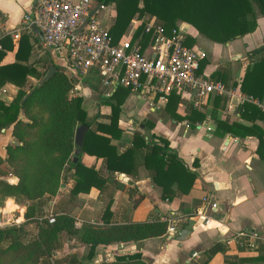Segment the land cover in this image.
Here are the masks:
<instances>
[{
    "label": "trees",
    "instance_id": "16d2710c",
    "mask_svg": "<svg viewBox=\"0 0 264 264\" xmlns=\"http://www.w3.org/2000/svg\"><path fill=\"white\" fill-rule=\"evenodd\" d=\"M36 1V0H35ZM103 4H114V22L109 28L113 43H118L126 36L131 21L137 17L154 18L169 32L179 22L190 24L198 34L215 43H226L232 39L252 32L256 26L255 8L264 15V0H97ZM138 27L135 36L142 34ZM150 35L142 34V47L148 43ZM195 37L188 35L187 43L193 44ZM39 38H30L21 33L15 51V61L0 64V84L9 81L19 88L11 102L5 104L0 100V128L12 125L11 133L14 144L5 146L3 161L9 171L18 177L17 183H9L0 178V195L12 197L19 205H25V221L0 229V264H50L53 251L61 247V233L75 237L87 247L86 258L91 259L95 248L113 243L138 242L146 238L160 237L166 233L165 220L152 219L141 222L109 223L106 216L110 214L109 206L101 217L103 225L82 223L74 225V217L66 211L54 213L53 223L37 213V200L44 195L59 193L62 181L69 173L73 185L69 196L75 197L80 192H88L92 187L102 190L107 177L80 161L82 153L101 157L109 172L137 175V169L143 165L154 170L153 182L161 189L163 200H172L177 193H188L197 173L188 169L177 153L169 146L164 137H156L150 130L153 122L146 120L143 128L137 127L130 144L123 150L111 141L119 139L124 128L119 124L121 106L126 97L134 90L130 87L117 86L104 96L101 78L96 69L86 73L70 74L52 59L49 50L39 46ZM37 45L38 48H34ZM12 49L9 35L0 38V61L6 51ZM38 49L43 54L30 57ZM256 59L247 66L240 83V90L246 95L264 100V45L247 51V56ZM208 62L203 59L200 71ZM55 66L56 71L41 86L36 87L46 70ZM29 76L35 79L29 80ZM210 79L223 82L226 86H235L230 82L228 67H219L209 76ZM81 80L91 92L97 93L98 103L105 102L110 113L105 116L108 122L97 121L101 115L97 112L89 116L83 107L82 96H71L76 82ZM164 110L172 118H186L195 126L206 119V114L186 106L185 116L177 113L180 97L171 91L165 95ZM226 98L215 97L214 106L223 108ZM241 116L255 119L261 115L258 107L250 102L242 105ZM23 117L19 118V114ZM214 112L212 117L215 119ZM216 132L220 135L231 133L239 137L256 135L259 142L257 151L264 158V131L254 124L245 126L237 122L215 119ZM78 125L86 127L76 161L73 160L75 129ZM142 129H146L148 138ZM158 140H155V139ZM1 160V159H0ZM196 165V160L194 161ZM13 204L9 199L6 207ZM34 223L36 231L28 228ZM217 252L225 253L220 242L212 243L203 251V258L191 264H207ZM228 264H243L244 259L225 258ZM94 264H150L143 257L141 250L114 253L109 260Z\"/></svg>",
    "mask_w": 264,
    "mask_h": 264
},
{
    "label": "crops",
    "instance_id": "0c3cea01",
    "mask_svg": "<svg viewBox=\"0 0 264 264\" xmlns=\"http://www.w3.org/2000/svg\"><path fill=\"white\" fill-rule=\"evenodd\" d=\"M34 4L35 0H0V38L3 35H9L10 30L21 27L23 17L33 11ZM108 9L102 11L100 20L110 28L115 14L114 9L111 14L108 13ZM255 18L257 26L252 32L226 43L207 40L193 27L191 28V36L196 38L194 43L204 50L206 54L204 59L208 60L201 72L209 77L217 68L228 67L230 82H235V86L226 87L233 88L236 95L232 97L214 95L208 104L199 110L206 114V119L202 123L192 126L186 118L176 120L170 117L164 110L166 98L161 101L158 94L142 89L131 92L146 101V107L139 113L134 114L125 106V101L131 97V94L126 97L121 106L119 124L124 131L119 139H113L111 142L117 145L119 150H123L130 144L132 134L137 129L134 125L138 124L143 128L145 121L150 120L153 122V128L150 131L157 138H166L169 146L177 153L184 165L197 173L188 193H177L172 200H163L160 187L152 180L154 170L140 165L135 176L117 171L109 172L103 158L84 152L80 157L81 163L107 177L106 186L102 190L92 187L88 192H80L75 197H70L68 194L74 181L68 173L61 183L58 194L44 195L37 200L36 214L43 216L49 210H55V213L66 211L78 220L80 225L82 223L103 225L101 217L107 205L110 211V214L106 216L109 223L141 222L147 219L164 220L166 217L184 215L187 218L182 222L181 231L174 236L165 233L163 236L146 238L138 242L99 245L95 248V254L91 259L85 257L86 245L62 232L61 247L50 256L55 257L58 264H94L111 259L114 253L133 252L137 249L141 250L143 257L150 264H191L202 259L203 251L214 242L222 243L225 253H215L207 264H228L225 261L227 258L225 255H231L228 259H244L243 264H264V238L254 248L241 247L235 239L237 233L251 230L257 231L264 237V158H261L257 151L259 140L256 135L239 137L228 132L220 135L216 132L215 123V119H221L245 126L254 124L264 131V112L260 106L250 102L262 113L253 120L246 119L241 116V105L244 102L237 95L238 93L246 95L241 92L240 83L247 66L251 65L257 57L255 55L249 58L247 51L264 45V15L257 8H255ZM131 30H134L133 21L128 32ZM21 33L29 34L31 39L38 37L39 46L49 50L54 62L65 66L67 71L63 58L42 44L38 31L32 28L30 31L22 29L20 35ZM11 40L12 49L6 51L0 64L15 61L14 54L18 40L14 41L12 38ZM139 42L141 44L142 40ZM146 45L147 43L143 48ZM34 48L38 46L34 45ZM41 54L43 52L39 49L37 53L34 51L30 61ZM70 74L74 73L70 72ZM29 80L35 81L31 76ZM18 88L9 81L0 84V100L8 104ZM114 89L104 86V96H109L110 91ZM72 93L83 97L84 108V103L87 104V100L95 94L79 79L72 88ZM218 96L226 98L223 108L214 106V99ZM260 102L264 104L263 99ZM190 103L189 100L180 98L177 113L185 116L186 106ZM96 105V99L90 101L87 105L88 109L85 108L88 115L92 116L98 112L101 117L97 121L108 122L105 116L110 113V107L108 106L107 111H96ZM212 112L215 119L212 117ZM151 113H154L156 118L151 117ZM160 114L163 118L159 117ZM18 117L22 118L23 115L20 113ZM209 124L215 126L210 135L205 133ZM11 129L12 125L0 128V178L9 183L12 182L9 181L7 173L12 172L8 170L3 159L6 155L5 146L16 142ZM142 133L146 134V129H142ZM145 138H148L147 134ZM157 138L155 140H158ZM17 181L18 177L13 184ZM9 199L13 204L6 207ZM25 211V205H19L12 197L0 195V212L12 213L18 222L22 223L25 221ZM33 224L29 223L28 227L36 231V228L35 230L31 228Z\"/></svg>",
    "mask_w": 264,
    "mask_h": 264
},
{
    "label": "built area",
    "instance_id": "2783aa9c",
    "mask_svg": "<svg viewBox=\"0 0 264 264\" xmlns=\"http://www.w3.org/2000/svg\"><path fill=\"white\" fill-rule=\"evenodd\" d=\"M106 8V4L96 0H36L33 11L23 17L21 27L10 30L9 35L16 41L22 29L30 31V25L34 24L42 44L63 58L69 73L84 74L96 69L101 84L110 89L120 85L132 90L142 89L158 94L161 101L173 91L198 110H202L214 95H236L233 88L210 79L199 70L206 54L197 44L187 43L190 24L179 22L167 32L154 18L137 17L132 19L134 30L113 43L109 28L100 20ZM138 27L142 28V34L150 35L144 48L139 42L142 34L134 39ZM237 95L241 101L252 102L264 112V104L258 98ZM7 175L10 182L17 180L15 174L9 172ZM43 216L53 223L52 210ZM186 218L184 215L164 218L166 233L177 235ZM14 224H19L14 214L0 212V229ZM74 225L80 222L75 220ZM263 238L255 230L235 235L236 243L245 248L256 247Z\"/></svg>",
    "mask_w": 264,
    "mask_h": 264
},
{
    "label": "rangeland",
    "instance_id": "374dc122",
    "mask_svg": "<svg viewBox=\"0 0 264 264\" xmlns=\"http://www.w3.org/2000/svg\"><path fill=\"white\" fill-rule=\"evenodd\" d=\"M97 1V0H96ZM98 2V1H97ZM107 8H109L108 9V13L109 14H111L112 13V10L114 9V4L113 3H110V4H108L107 5ZM143 17H145V18H147V16H143ZM199 40L201 41V38L199 37ZM60 62V61H59ZM61 63V62H60ZM68 71V70H67ZM94 93V92H93ZM131 94V97L130 98H128L126 101H125V106H126V108H128L129 110L128 111H130V112H132V113H134V114H137V113H139L143 108H145L146 107V101L145 100H142L141 98H138L137 97V94L136 93H130ZM96 99V111L97 110H101V111H107L108 110V104L107 103H105V102H101V103H97V101H98V95H97V93H95V94H93V96L91 95V97L87 100L88 101V103L86 104V103H84L85 104V108H87L88 109V107H87V105L90 103V101H94ZM151 115V117H153V118H156V116H155V114L154 113H151L150 114ZM159 117L160 118H163V115L162 114H160L159 115ZM166 120H169V118H165ZM134 126H136V127H138V124H136V125H134ZM46 212H48V211H46ZM45 212V213H46ZM52 212L53 213H55V210H52ZM44 213V214H45ZM29 228V227H28ZM31 228H33V230H35V225L33 224V226L31 227ZM32 231V230H31ZM55 251V250H54ZM53 251V252H54ZM214 255V254H213ZM212 255V256H213ZM211 256V257H212ZM49 261H50V264H58V262H56V260H55V257H50L49 258ZM39 264H43L42 262L41 263H39Z\"/></svg>",
    "mask_w": 264,
    "mask_h": 264
},
{
    "label": "water",
    "instance_id": "95a60500",
    "mask_svg": "<svg viewBox=\"0 0 264 264\" xmlns=\"http://www.w3.org/2000/svg\"><path fill=\"white\" fill-rule=\"evenodd\" d=\"M31 28L34 31H37V28L34 24L30 25ZM56 71L55 66L51 65L46 72L44 73V75L42 76V78L37 82L36 87L41 86L45 81H47L52 75L53 73ZM199 127V126H198ZM215 128V126L213 124H209L206 128L205 133L210 135L212 134V130ZM86 127L84 125H78L75 129V134H74V143L76 145L73 154V160L76 161L77 159V155L79 154V149H80V145L82 143V139H83V135H84V131H85ZM225 257L230 258L231 255H225Z\"/></svg>",
    "mask_w": 264,
    "mask_h": 264
},
{
    "label": "bare ground",
    "instance_id": "6f19581e",
    "mask_svg": "<svg viewBox=\"0 0 264 264\" xmlns=\"http://www.w3.org/2000/svg\"><path fill=\"white\" fill-rule=\"evenodd\" d=\"M7 210V209H6Z\"/></svg>",
    "mask_w": 264,
    "mask_h": 264
}]
</instances>
